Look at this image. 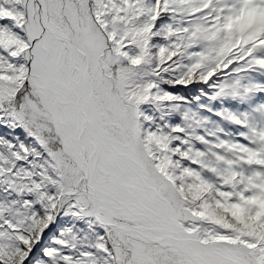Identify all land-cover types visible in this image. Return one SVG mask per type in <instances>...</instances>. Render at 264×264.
I'll return each instance as SVG.
<instances>
[{
	"label": "snow or ice",
	"instance_id": "6c2138e0",
	"mask_svg": "<svg viewBox=\"0 0 264 264\" xmlns=\"http://www.w3.org/2000/svg\"><path fill=\"white\" fill-rule=\"evenodd\" d=\"M0 264H264V0H0Z\"/></svg>",
	"mask_w": 264,
	"mask_h": 264
}]
</instances>
